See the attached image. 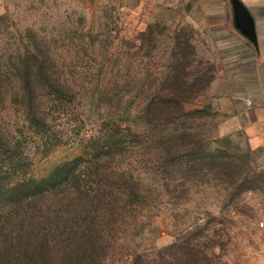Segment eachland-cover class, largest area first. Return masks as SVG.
I'll use <instances>...</instances> for the list:
<instances>
[{
  "label": "rangeland",
  "instance_id": "obj_1",
  "mask_svg": "<svg viewBox=\"0 0 264 264\" xmlns=\"http://www.w3.org/2000/svg\"><path fill=\"white\" fill-rule=\"evenodd\" d=\"M207 5L219 9L200 18L204 27H194L192 10L203 12ZM231 7L230 0H0V92L30 71L31 85L42 87V106L50 99L40 128L45 136L52 143L91 136L103 149L97 167L75 169L78 179H86L84 189L95 192L98 183L105 189L113 185L107 190L123 203L127 191L140 187L142 209L117 212L127 222L140 220L136 234L128 236L126 225L111 227L124 257L105 264H132V258H125L131 249L143 259L136 264H259L264 252V143L249 140L214 104L238 77L239 71H226L232 66L229 56H252L254 51L234 28ZM221 39L233 43L220 44ZM50 59L57 62L55 68L41 64ZM249 63L242 76L259 94L249 103L264 114L262 60ZM41 70L52 71L72 96L52 100L45 94ZM170 71H182L187 86L201 80L204 90L187 109L210 106L209 114L192 125L195 144L189 157L194 165L189 171L166 168L135 117L145 95L161 88ZM103 89L109 90L100 97ZM123 109L131 113L129 118L122 114L131 128L95 131L105 112ZM29 123L20 106L0 103V135L31 134ZM117 175L128 181L126 190L118 187ZM72 190L47 195L43 209L52 214L59 197L78 201ZM29 191L21 188L19 194ZM10 197L15 195L0 191V203Z\"/></svg>",
  "mask_w": 264,
  "mask_h": 264
},
{
  "label": "trees",
  "instance_id": "obj_2",
  "mask_svg": "<svg viewBox=\"0 0 264 264\" xmlns=\"http://www.w3.org/2000/svg\"><path fill=\"white\" fill-rule=\"evenodd\" d=\"M180 44L177 42L178 46ZM43 62L48 67L57 66L54 59L42 60V65ZM178 65L175 63L173 67ZM181 72L170 71L161 88L149 91L145 105L136 108L135 117L147 142L159 150L166 168L189 171L194 165L189 157L195 144L192 125L209 114L210 106L186 108L204 87L200 86V79L187 86ZM41 74L44 79L41 83L44 81L47 87L45 94L52 100L72 96L73 91L66 90L52 71L41 70ZM20 76L14 86L0 92V103L8 100L20 106L33 132H20L18 138L0 135V191L15 195L0 203V264H105L117 255L124 257L118 253L122 245L111 227L126 225L131 228L128 236L136 234L140 220L132 218L127 222L117 212L127 207L134 211L142 209L144 201L137 195L140 187L127 191L131 197L123 203L107 190L113 185L108 184L105 189V185L98 183L95 192L85 190L82 182L86 179H78L75 169L82 164V172L97 167L101 160L99 153L103 151L101 145L96 144L93 137L81 134L72 142L52 143L40 129L44 126L50 99L42 106V87L31 85L30 71H23ZM108 90L103 89L98 94L106 96ZM116 110L105 112L95 131L131 128L130 123L125 125L122 115L127 112L129 118L130 111ZM116 177L120 182L118 187L124 186L126 190L128 181H123L121 175ZM25 187L30 191L20 195V189ZM69 189H73L78 201L68 202L66 197H59L56 199L58 207L52 214L43 209L47 195L57 197L66 191L70 194ZM134 251L131 249L125 258H132V264L143 261Z\"/></svg>",
  "mask_w": 264,
  "mask_h": 264
},
{
  "label": "crops",
  "instance_id": "obj_3",
  "mask_svg": "<svg viewBox=\"0 0 264 264\" xmlns=\"http://www.w3.org/2000/svg\"><path fill=\"white\" fill-rule=\"evenodd\" d=\"M231 1V0H230ZM242 4L247 8L250 12L254 26H255V33H256V44L254 45L251 40L244 35L240 27H238L235 23V14L233 6V25L234 28L240 32L242 37H246L254 47V51L252 56H245L241 53L238 56H229L230 62L228 65H232L230 67H226V71H239L237 73L238 77H234L233 79L236 80L234 83L228 84L226 86V95L217 100L215 106L224 113L230 115V120L233 123H237L240 127V130L244 132V134H248L249 140L255 142L257 141V145H262L264 143V129L262 128L264 124V114L260 110L261 107H255V105L250 106V101L258 98L259 94H254L255 90L250 85L249 79L247 77L242 76L243 69L247 68L250 61L262 60V72H264V0H240ZM232 3V2H231ZM205 8V7H203ZM219 8L216 6L207 5L206 9L203 12L197 11V9H193L192 13L195 14L193 17L192 22L194 23V27L200 28L204 27L205 25L202 23L201 17L203 16H210L211 14L218 11ZM196 12V13H195ZM202 14V16L200 15ZM205 21V20H204ZM206 22V21H205ZM240 42V39H238ZM221 43H233L232 39H224L220 40ZM223 41V42H222ZM245 44V43H244ZM236 55V53H234ZM237 63H239L238 67H236ZM261 71V70H260ZM261 72V73H262ZM234 76L233 74L231 77ZM262 78H260L259 84H264V73H262ZM232 80V79H231ZM245 99V100H244ZM242 101V102H241ZM244 102H247V106H244ZM259 141H263L260 142Z\"/></svg>",
  "mask_w": 264,
  "mask_h": 264
},
{
  "label": "water",
  "instance_id": "obj_4",
  "mask_svg": "<svg viewBox=\"0 0 264 264\" xmlns=\"http://www.w3.org/2000/svg\"><path fill=\"white\" fill-rule=\"evenodd\" d=\"M235 14V23L251 42L256 44V33L253 18L240 0H231Z\"/></svg>",
  "mask_w": 264,
  "mask_h": 264
},
{
  "label": "built area",
  "instance_id": "obj_5",
  "mask_svg": "<svg viewBox=\"0 0 264 264\" xmlns=\"http://www.w3.org/2000/svg\"><path fill=\"white\" fill-rule=\"evenodd\" d=\"M259 264H264V252L259 255Z\"/></svg>",
  "mask_w": 264,
  "mask_h": 264
}]
</instances>
